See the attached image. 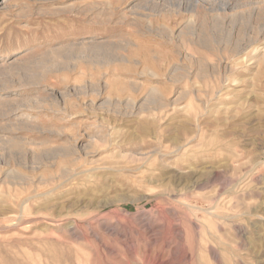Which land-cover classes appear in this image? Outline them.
<instances>
[{
    "label": "rangeland",
    "instance_id": "1",
    "mask_svg": "<svg viewBox=\"0 0 264 264\" xmlns=\"http://www.w3.org/2000/svg\"><path fill=\"white\" fill-rule=\"evenodd\" d=\"M0 264H264V0H0Z\"/></svg>",
    "mask_w": 264,
    "mask_h": 264
},
{
    "label": "bare ground",
    "instance_id": "2",
    "mask_svg": "<svg viewBox=\"0 0 264 264\" xmlns=\"http://www.w3.org/2000/svg\"><path fill=\"white\" fill-rule=\"evenodd\" d=\"M1 1H3V0H1Z\"/></svg>",
    "mask_w": 264,
    "mask_h": 264
}]
</instances>
